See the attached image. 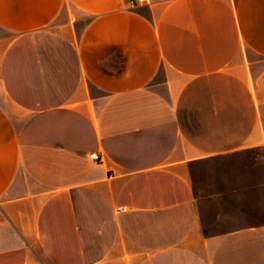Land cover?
<instances>
[{
    "label": "crops",
    "instance_id": "1",
    "mask_svg": "<svg viewBox=\"0 0 264 264\" xmlns=\"http://www.w3.org/2000/svg\"><path fill=\"white\" fill-rule=\"evenodd\" d=\"M255 147L264 0H0V264H264L191 171Z\"/></svg>",
    "mask_w": 264,
    "mask_h": 264
},
{
    "label": "rangeland",
    "instance_id": "2",
    "mask_svg": "<svg viewBox=\"0 0 264 264\" xmlns=\"http://www.w3.org/2000/svg\"><path fill=\"white\" fill-rule=\"evenodd\" d=\"M191 171L205 232L264 222L261 147L201 158Z\"/></svg>",
    "mask_w": 264,
    "mask_h": 264
},
{
    "label": "built area",
    "instance_id": "3",
    "mask_svg": "<svg viewBox=\"0 0 264 264\" xmlns=\"http://www.w3.org/2000/svg\"><path fill=\"white\" fill-rule=\"evenodd\" d=\"M139 1H143V0H132L133 3H136V2H139ZM91 155H93V156H94V155H95V156H98V155L95 154V152H94V153H91Z\"/></svg>",
    "mask_w": 264,
    "mask_h": 264
}]
</instances>
